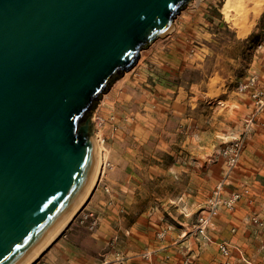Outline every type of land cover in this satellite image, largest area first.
Listing matches in <instances>:
<instances>
[{
  "label": "rangeland",
  "instance_id": "1",
  "mask_svg": "<svg viewBox=\"0 0 264 264\" xmlns=\"http://www.w3.org/2000/svg\"><path fill=\"white\" fill-rule=\"evenodd\" d=\"M225 1L193 0L175 19L173 33L142 51L102 96L90 115L109 162L96 190L100 209L91 211L89 200L55 241L73 229L76 240L97 253L89 234L100 222L114 264H192L207 246L222 256L217 247L226 242L212 239L209 230L219 212L229 210L220 208L203 234L197 220L206 215L215 187L230 185L229 175L252 146L233 101L249 92L256 108L253 94L264 95L257 75L264 71V3L242 0L240 13L231 9L226 16ZM242 28H248L243 36ZM244 84L248 88L239 91ZM227 95L228 105L222 101ZM157 173L163 177L156 179ZM232 187L241 200L248 194ZM126 188L131 202H124Z\"/></svg>",
  "mask_w": 264,
  "mask_h": 264
},
{
  "label": "water",
  "instance_id": "2",
  "mask_svg": "<svg viewBox=\"0 0 264 264\" xmlns=\"http://www.w3.org/2000/svg\"><path fill=\"white\" fill-rule=\"evenodd\" d=\"M192 1L0 0V264H27L80 200L91 112Z\"/></svg>",
  "mask_w": 264,
  "mask_h": 264
},
{
  "label": "crops",
  "instance_id": "3",
  "mask_svg": "<svg viewBox=\"0 0 264 264\" xmlns=\"http://www.w3.org/2000/svg\"><path fill=\"white\" fill-rule=\"evenodd\" d=\"M260 70L257 71L258 82L262 86L260 88L264 90V71ZM248 95L249 92L239 94L233 101L235 102L233 106L240 113L238 118L242 123L241 132L251 131L249 136L253 138L252 146L246 147L238 170L229 175L227 183L231 186L227 185L223 195L227 196L231 190H234L232 186L235 188L245 187L248 194L233 211H220L209 230L212 239H219L228 244L229 255L226 258L220 253L224 257L223 260L222 256L217 255L213 248L207 246L204 252L193 260L192 264H224L225 260H227V264H241L240 260H245V264H264V108H255ZM229 97V95L222 97V101H225L226 105L233 103L229 101ZM254 109L258 112H254ZM251 115L254 117H250ZM250 119H252V124L247 123ZM161 177H163V173L156 174V179ZM127 188L126 191H128ZM101 196L96 191L94 192L88 205L91 211L96 212L100 209L98 202ZM123 197L124 202H131L132 191H128ZM112 205L109 209L117 211V206ZM252 219L263 223V226L259 227L252 223ZM105 227V224L99 222V225L89 234L92 246L97 247V253L76 240L73 229H70L71 231L69 230L63 238L50 245L39 264H114L110 259L112 253L107 247L109 237L104 230ZM189 244L193 245L192 241ZM178 246L180 247L182 244ZM181 256V253L176 254L175 262Z\"/></svg>",
  "mask_w": 264,
  "mask_h": 264
},
{
  "label": "bare ground",
  "instance_id": "4",
  "mask_svg": "<svg viewBox=\"0 0 264 264\" xmlns=\"http://www.w3.org/2000/svg\"><path fill=\"white\" fill-rule=\"evenodd\" d=\"M248 1H251V3H253L255 6H259L260 4L264 3V0H248ZM242 4H243L242 0H226L222 7V11L226 16H229V12L231 11V9H236L239 11V9L242 7ZM239 13L240 11L238 12V14ZM247 31L248 28H242L239 34L243 36L247 33ZM95 140L96 142L94 144V150L97 157L94 162V167L90 175L89 181L86 185V188L84 189L80 197V200L73 207L71 212L64 219V221L61 223V225L58 227V229L55 231V233L52 235V237L46 243V245L50 243L53 239H55L61 232H63L67 228L70 222H72V220L76 217V215L81 211L82 207L90 200L94 192L97 189H99V187L101 186L102 178L107 173L106 170L108 168L109 162L106 153H104V149H102L103 147H101L102 141L98 135L95 137ZM46 245H44V247L40 249L27 264L32 263L36 259L38 254L43 251Z\"/></svg>",
  "mask_w": 264,
  "mask_h": 264
},
{
  "label": "built area",
  "instance_id": "5",
  "mask_svg": "<svg viewBox=\"0 0 264 264\" xmlns=\"http://www.w3.org/2000/svg\"><path fill=\"white\" fill-rule=\"evenodd\" d=\"M248 88V84L240 85L239 91H244ZM255 99L256 106L259 109L264 108V95L263 92H256L252 96ZM234 159H231L230 165L234 164ZM224 188L222 184H218L213 193L211 198L208 201L207 206V213L204 216H201L197 220V230L199 233L203 234V232L206 230V228L209 227L210 222L212 218H214L217 215V212L220 208H223L225 210H233L235 204L241 200V194L238 192H230L227 196L223 195ZM253 223L257 224L258 226H261L262 223H260L258 220L253 219ZM218 251L225 257L229 255V247L226 243H220L218 244Z\"/></svg>",
  "mask_w": 264,
  "mask_h": 264
}]
</instances>
